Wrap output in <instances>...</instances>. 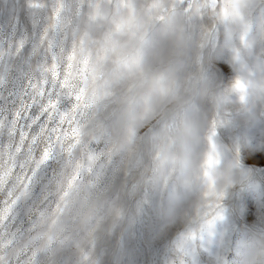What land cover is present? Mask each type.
<instances>
[{
  "label": "clouds",
  "instance_id": "obj_1",
  "mask_svg": "<svg viewBox=\"0 0 264 264\" xmlns=\"http://www.w3.org/2000/svg\"><path fill=\"white\" fill-rule=\"evenodd\" d=\"M66 34L65 91L82 98L63 127L77 134L0 228L2 264H110L96 245L130 225L145 192L179 196L164 219L189 243L225 224L240 193L264 190V0H85ZM0 145V194L18 192L27 153ZM233 255L264 264V219L238 229Z\"/></svg>",
  "mask_w": 264,
  "mask_h": 264
},
{
  "label": "snow or ice",
  "instance_id": "obj_2",
  "mask_svg": "<svg viewBox=\"0 0 264 264\" xmlns=\"http://www.w3.org/2000/svg\"><path fill=\"white\" fill-rule=\"evenodd\" d=\"M84 3L85 0L69 8L65 0H52L50 6L43 0H30L29 6L45 10L47 18L32 43L35 61L29 58L22 73L16 71V60L23 55L24 40L0 43V137L7 136L15 151H25L28 160V168L19 174L20 191L0 194V228L13 217L18 201L30 192L37 173L52 158L55 147L77 134L75 129L69 132L63 127L70 122L71 113L82 98V93L65 91L73 52L66 50L64 25L80 15ZM68 98L76 101L70 110L65 108ZM72 146L67 145L65 151ZM71 187L69 181L64 196Z\"/></svg>",
  "mask_w": 264,
  "mask_h": 264
},
{
  "label": "rangeland",
  "instance_id": "obj_3",
  "mask_svg": "<svg viewBox=\"0 0 264 264\" xmlns=\"http://www.w3.org/2000/svg\"><path fill=\"white\" fill-rule=\"evenodd\" d=\"M50 6L52 0H43ZM71 8L79 6L83 0H65ZM30 0H0V43L21 40L25 42L23 55L16 60V71L22 73L29 58L34 62L32 43L44 25L47 12L31 8ZM78 16H73L64 25L65 30ZM259 153L247 162L254 163ZM258 174L264 168H256ZM179 199L175 193L151 196L145 192L132 201L136 215L130 225L115 237L96 245L98 258L108 259L110 264H176L180 256L186 257L190 264H234L233 246L237 231L253 221L264 219V190L243 192L236 197L238 206L230 213L225 224L218 230L200 235L195 241L178 244L180 229L171 216V202ZM165 200L168 207H165ZM64 264H73L66 257Z\"/></svg>",
  "mask_w": 264,
  "mask_h": 264
}]
</instances>
